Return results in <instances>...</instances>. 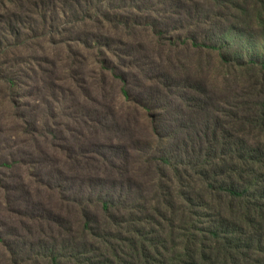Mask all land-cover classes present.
I'll list each match as a JSON object with an SVG mask.
<instances>
[{
  "label": "rangeland",
  "instance_id": "rangeland-1",
  "mask_svg": "<svg viewBox=\"0 0 264 264\" xmlns=\"http://www.w3.org/2000/svg\"><path fill=\"white\" fill-rule=\"evenodd\" d=\"M100 2L99 8L104 9L106 3ZM193 2L198 6L199 24L189 23L182 31L169 30L163 38L151 36L142 22H138L137 27L131 24L132 18L153 13L151 1L144 9L146 13L141 15L129 12L126 7L118 12L119 17L126 19V25L130 22L128 29H103L109 47L101 52L102 59L108 63L106 68L115 69L114 74L126 80L130 92L127 102L117 96L122 85L118 80L112 84L106 70L104 79L109 84L105 92L108 100L116 103L117 126L100 134L96 143L112 152L106 158L121 165L123 172L134 181L122 205L114 202L117 208L114 213L123 221L120 229L113 227L118 231L117 238H124L121 242L114 241L118 249L102 245L104 239L116 234L113 231L105 238L111 224L110 220L104 223L106 216L101 208L104 201L113 202L110 199L113 197L100 192L86 177L63 172L65 156H61L60 166L56 164L58 172L50 170L47 157L54 159L58 153L51 152L37 136L33 143L39 145L37 154L42 156L43 162L36 164V153L26 150L19 137L13 135L19 132L22 115L28 118L33 111L34 118L41 119L39 112L43 113L44 107L39 100L45 96L46 87L34 83L30 72L37 73L34 66L46 60L43 55L51 61L48 64L59 67L67 64L70 56L85 58L84 70L87 74L92 71L94 53L85 51L79 44L86 39L82 36L84 27L74 25L65 40L69 41V54L64 49H48L41 41H34L30 47H27L29 44L23 47L25 49L11 65L1 66L0 74L7 73L8 78L17 79V85L12 96L6 95V85L0 80V163L9 164L7 168L0 167V182L7 195L16 193L22 217L0 219V222L5 229L14 228L21 236L22 250L37 244L38 238L51 234L50 231L55 232L57 226L53 222L69 220L71 228L82 230L87 216H91L93 223L88 227L93 233L92 249L98 252L88 262L138 264L140 256L145 258L143 246L152 251L153 244L159 243L164 254L160 253L159 257L153 253L152 256H156L160 264H264V214L244 219L235 213L236 219L232 222L227 210L220 214L228 216L224 221L215 217L214 208L209 211L202 207L192 217L184 210L185 194L209 200L198 173L199 165L216 160L219 184L233 180L241 187L244 185L238 179L247 169L238 157L254 151L264 164V0ZM62 25L63 30L69 29L65 22ZM92 29V23H87L86 32L93 33ZM75 41H79L78 44ZM55 54L57 61L53 59ZM36 57L42 59L34 60ZM222 57L228 62H223ZM129 104L139 106L136 110L141 115L139 122L135 119L125 129L121 119L126 114L134 116V110L127 111ZM65 106L62 100L55 105L58 128L53 123L43 122L37 124V129L42 132L51 127L63 134L66 143L73 144L77 136L71 134L72 124L60 116ZM142 106L149 110L148 114L142 111ZM77 132L83 134L84 130L81 127ZM91 133L89 131L85 138ZM27 143L32 145L29 139ZM58 145L63 147L59 142ZM199 148L206 154L202 159L198 156ZM194 151H197L196 157ZM192 160L199 165L196 167ZM214 202L223 208L228 204L219 195ZM135 218L144 224L131 231V220ZM190 220L194 231L189 229ZM220 222L228 224V229L220 228ZM24 228L31 231V236L24 233ZM4 234L6 232L0 236L5 237ZM192 234L197 239H190ZM18 235L7 237L9 245L20 243ZM129 241H133L135 253ZM166 249L170 258L178 259L164 262ZM74 261L65 255L60 260L61 264H75ZM83 264L88 263L83 261Z\"/></svg>",
  "mask_w": 264,
  "mask_h": 264
},
{
  "label": "trees",
  "instance_id": "trees-1",
  "mask_svg": "<svg viewBox=\"0 0 264 264\" xmlns=\"http://www.w3.org/2000/svg\"><path fill=\"white\" fill-rule=\"evenodd\" d=\"M100 1L106 3L104 9L99 8L102 5ZM150 1L153 4L151 7L153 13L147 14L146 17L132 18L131 24L133 27H137L140 26L138 22H142L141 24L149 30L153 37L163 38L171 30L182 31L185 27H188L189 23L199 24L200 22L197 14L198 6L193 0H4L1 1L3 3H0V68L3 64L4 67L11 65L12 61L21 54L20 51L25 49L23 47L28 44L27 47H30V45L34 44V41H41L42 45H46L48 49H64L69 54V41L65 40H68L74 25L84 27L82 36L86 39H82V43L79 44L83 45L85 51L94 53L92 71L87 74V71L84 70L83 66L85 63L87 64L85 58L77 57V59H74L70 56L68 63L63 67H59L53 63L48 64L47 62L51 61L43 55L46 60H40L42 63L34 66L37 73L30 72V74L33 75L34 83L39 82L46 87L45 96L39 100L44 107V111L43 113L39 112L41 114L40 120L39 118L38 120L34 118L33 111L28 118L22 115L19 119L21 129L19 126V132L13 135L19 137L26 150L31 149L36 153V158L38 159L36 164L43 162V159L42 156L37 154L40 149L39 145L33 143L35 136L42 139L51 152L58 153V156H55L54 159L46 156L48 163H50V170L53 169V172H58V166L61 165L59 160L61 156H65V164H63V169H61L63 172L67 171L73 176L79 174L78 177H86L87 181L89 179L92 184L97 185L100 192L102 191L104 194H109L113 197L110 198L113 202L104 201L101 205L102 212L106 216L104 223L110 220L111 224L106 229L105 238L112 234L113 231L121 228L123 221L118 220L114 213L117 211L114 202L120 206L122 205V202L129 197V191L134 185V181L131 180V176L123 172L121 165H117L106 158V155H111L112 152L105 151L103 145L96 143L100 134H104L112 127L115 128L117 126L116 103L108 100L109 98L106 97L107 92H105L109 84L104 79L108 63L102 59L101 52L107 50V46L109 47L107 44L109 39L103 37V29L113 30L119 27L128 29L131 25L130 22H128L129 26L126 25V19L119 17L117 15L118 12L126 7L129 12L136 11L141 15L142 12H145L146 5H150ZM62 22H65L69 29L63 30L62 28L65 26L62 25ZM87 23H92L93 33L88 34L86 32ZM78 42L75 41L77 44ZM192 46L201 48L194 44ZM205 48L216 50L215 48ZM37 59H42V57L34 58V60ZM53 59L54 61L58 60L57 54L54 55ZM222 61L228 62L224 57H222ZM114 70H107L110 74L108 79L112 84H115L117 80L120 81L122 88L116 94L123 97L124 102H127L130 100L127 82L122 77L114 74ZM0 80L6 85L5 90L3 89L5 94L12 96V91L17 85V79L8 78V74L5 73L0 74ZM59 100L67 104V106L62 108L60 116L72 124V127H70L71 134L77 136L73 144L66 143L63 134L60 131L56 133L51 127V130L46 128L42 129V132L37 129V124H43V122L53 123L56 128L59 127L58 122L55 121L58 115L55 105L58 104ZM12 105L14 106V104ZM127 108L129 109L127 111L134 110V116L132 113V116L126 114L125 118L121 119L123 124L126 125L125 129L129 128V124H132L135 119L136 122L137 120L139 122V115H141V112L139 113L136 110L137 108L139 109V106L135 107L129 104ZM141 108L145 114L149 113L145 106ZM81 127L84 130L83 134L77 132ZM89 131L92 133L85 138ZM28 139L30 143L32 142V145H28ZM47 140L48 142H46ZM58 142L63 147L59 148ZM199 149L198 156L202 159L206 154H203L204 151L201 148ZM17 150L19 151V149ZM110 150L115 151L114 149ZM197 151H194L195 157ZM40 154L42 155L41 151ZM245 158L247 159L245 160ZM238 159L243 162V166H246L245 168L247 169L246 173H243L240 169L242 174H240L241 177L238 180L244 185L241 187L236 186L233 180H229V183L226 184H219L217 178L219 173L215 174V169H217L216 160L206 161V164L201 166L197 162L191 161L192 164L195 163L196 167L199 165L200 172L198 173L203 178L202 184L205 186L204 190L207 192V197L210 201L198 198L195 194H185L184 210L186 214H189V217L198 213L202 207L209 209V211L214 208V213L217 215L215 217L223 221L227 220L228 217L220 215L225 210L228 211L229 216L232 215V222L236 219L235 213H238L244 219L245 216L250 217V219L255 216H263L264 175H262V169L264 164L259 159V156L254 154V151L252 153H244V157H238ZM105 162H107V167H104ZM29 163H32V160H29ZM44 163H46L45 160ZM0 167L7 168L9 164L0 163ZM98 173L99 175H97ZM4 187L3 183L0 182V193L2 195L0 199V219L8 220L13 218L15 220L16 217H22L17 208L19 201L16 193L7 195ZM106 187L109 190L105 191ZM218 195L220 197L223 196L228 202L224 208L220 204V206L215 205L214 200ZM91 218V216H87L86 224L82 226V230L71 228L68 224L69 220L66 222H53V225L56 224L57 226L55 232L50 231L51 234L46 233L47 236L44 235V238H38L37 244L26 246L25 249L29 250V252H23L25 249L22 250L21 236L15 232V229H5L0 222V231L6 232L4 234L5 237L0 236V264H61L60 260L64 255L70 260L75 259V264H83V261L88 264H100V262H93L94 260L88 262L91 256H96L95 253L97 251L92 249L94 244H92L91 235L93 233L88 227V225L93 223ZM48 219L51 220L50 217ZM39 220L37 217V223ZM188 222L189 229L194 231L195 226L191 220ZM142 224H144L142 220L138 218L132 219L131 231ZM218 225L223 230L229 227L224 222H220ZM232 225L234 226L235 224ZM113 227H115V230ZM67 231L69 233L65 234ZM5 232L0 233L3 234ZM117 232L115 235L112 234L108 240L104 239L102 245H109V247L111 245L110 249H118L114 241L121 242L124 238L118 239ZM24 233L31 236V231L28 229L24 228ZM136 233L138 234V230ZM15 235L19 236L18 240L20 243L16 246L9 245L6 240L7 237H14ZM45 238L50 243L47 240L45 241ZM194 238L197 239L195 234H192L190 239ZM128 244L133 249V253H135L136 247L133 246V241H129ZM160 247L159 243L153 244L151 251L146 250L143 246L145 258L140 256L138 264H160L159 259L156 256L154 258L152 256L153 253L159 257H161L162 252L164 254V248L161 252ZM166 252L167 256H165L164 262L169 263L177 258H170L167 249ZM118 261L121 262L120 259Z\"/></svg>",
  "mask_w": 264,
  "mask_h": 264
}]
</instances>
